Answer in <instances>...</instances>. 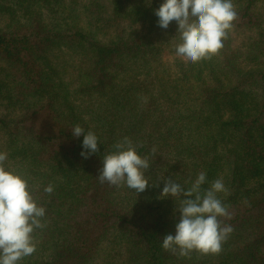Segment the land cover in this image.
<instances>
[{
	"label": "trees",
	"instance_id": "16d2710c",
	"mask_svg": "<svg viewBox=\"0 0 264 264\" xmlns=\"http://www.w3.org/2000/svg\"><path fill=\"white\" fill-rule=\"evenodd\" d=\"M233 2L224 48L193 64L177 23L158 26L163 0H0V151L46 208L20 264H264V0ZM77 124L98 136L87 159ZM124 137L150 157L138 195L96 179ZM200 172L202 190L223 179L234 231L219 254L179 257L162 248L179 200L160 197Z\"/></svg>",
	"mask_w": 264,
	"mask_h": 264
},
{
	"label": "clouds",
	"instance_id": "9594fccd",
	"mask_svg": "<svg viewBox=\"0 0 264 264\" xmlns=\"http://www.w3.org/2000/svg\"><path fill=\"white\" fill-rule=\"evenodd\" d=\"M155 15L162 29H167L172 21L177 23L179 43L175 55L193 64L211 60L220 53L238 18L233 0H163ZM72 134L83 136L85 151L81 156L85 159L99 151L94 131L77 124ZM138 147L128 137L117 141L114 150L104 155L96 179L118 189L128 187L137 195L144 192L150 182L146 176L150 157L139 155ZM151 151L154 155L155 147ZM30 179L9 164L6 151H0V264H20L32 255L38 243L34 233L46 227V208L38 204ZM205 182V172H200L187 189L171 178L166 180L160 198L171 196L179 200L180 216L175 234L169 233L162 240L165 251L179 257H189L194 251L219 254L234 231L223 222L232 218L229 207L218 196L228 191L223 179L214 180L208 189L202 190ZM43 191L52 194L54 185L49 183Z\"/></svg>",
	"mask_w": 264,
	"mask_h": 264
},
{
	"label": "rangeland",
	"instance_id": "374dc122",
	"mask_svg": "<svg viewBox=\"0 0 264 264\" xmlns=\"http://www.w3.org/2000/svg\"><path fill=\"white\" fill-rule=\"evenodd\" d=\"M162 59H163V61L165 62V63H167V64H172L173 62H174V59H176V57H175V55L171 52V51H169V50H166V51H164V53H163V56H162ZM173 69V68H172ZM172 71V70H171ZM174 71V70H173ZM172 71V72H173ZM174 73V72H173Z\"/></svg>",
	"mask_w": 264,
	"mask_h": 264
}]
</instances>
